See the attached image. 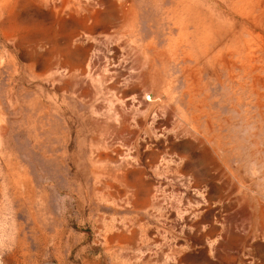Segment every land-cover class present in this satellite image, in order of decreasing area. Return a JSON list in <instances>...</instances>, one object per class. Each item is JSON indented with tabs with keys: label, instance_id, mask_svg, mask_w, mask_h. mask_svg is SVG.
<instances>
[{
	"label": "rangeland",
	"instance_id": "obj_1",
	"mask_svg": "<svg viewBox=\"0 0 264 264\" xmlns=\"http://www.w3.org/2000/svg\"><path fill=\"white\" fill-rule=\"evenodd\" d=\"M262 219L264 0H0V264H264Z\"/></svg>",
	"mask_w": 264,
	"mask_h": 264
},
{
	"label": "crops",
	"instance_id": "obj_2",
	"mask_svg": "<svg viewBox=\"0 0 264 264\" xmlns=\"http://www.w3.org/2000/svg\"><path fill=\"white\" fill-rule=\"evenodd\" d=\"M261 222H264V219H262V221ZM264 223H259V225L257 226V230H260V231H263L264 229L262 228V226L261 225H263ZM264 232V231H263ZM258 233H256V235H257ZM253 236V238H252V240L253 241H258V240H261V241H264V233H262L261 234V236H260V238H259V236ZM256 248H257V246H256V244L254 245V247H253V249L254 250H256Z\"/></svg>",
	"mask_w": 264,
	"mask_h": 264
}]
</instances>
